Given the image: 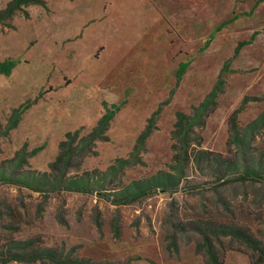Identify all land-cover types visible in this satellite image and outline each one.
Returning a JSON list of instances; mask_svg holds the SVG:
<instances>
[{
  "label": "rangeland",
  "instance_id": "rangeland-1",
  "mask_svg": "<svg viewBox=\"0 0 264 264\" xmlns=\"http://www.w3.org/2000/svg\"><path fill=\"white\" fill-rule=\"evenodd\" d=\"M10 1L0 0V10ZM43 1L0 20V62L18 63L9 76L0 75V127L14 110L38 99L0 139V264L23 250L15 243L26 241L98 264H207L206 255L196 252L201 236L176 231L181 223L191 229L187 222L196 219L242 227L264 247V185L219 182L239 157L254 167L264 163V130L253 141L250 133L243 136V146L232 136L227 146L229 118L245 97L260 101L239 115L242 127L264 112V0H105L103 15L82 25L70 22V8ZM229 60L226 90L206 120L201 147L193 143L222 156L189 165L176 186L170 168L176 114H190L206 98ZM180 62L194 63L186 89L198 82L194 99L201 101L183 109L193 99L187 91L174 99L180 83L147 141L143 164L112 170L129 158L147 120L170 96ZM121 103L108 140L76 158L69 172L70 181L88 184L89 192L33 190L38 174L50 172L67 133L88 135L105 107ZM237 149L245 155L236 157ZM160 183L168 189L152 188L150 196L130 204L116 199ZM173 232L178 254L167 251ZM215 249L224 264H260L241 241L222 238Z\"/></svg>",
  "mask_w": 264,
  "mask_h": 264
},
{
  "label": "trees",
  "instance_id": "trees-1",
  "mask_svg": "<svg viewBox=\"0 0 264 264\" xmlns=\"http://www.w3.org/2000/svg\"><path fill=\"white\" fill-rule=\"evenodd\" d=\"M43 0H11L7 6L0 10V20L5 21L11 19L18 11H21L24 6L31 4H44ZM228 23H224V27ZM219 28V30L221 29ZM210 41L207 42L208 47ZM243 43L235 50V56L239 54V51ZM201 49L200 51H204ZM17 61L7 60L0 62V75L9 76L17 66ZM190 63L180 62L176 73V85L175 88L170 92V96L159 107L151 114L147 120L145 129L139 135L137 142L134 146L128 159H119L117 161V168L113 167L112 170L128 168L143 164L142 154L146 151V145L152 134L158 129V121L161 113L165 106L169 105L173 96L176 93L184 75L187 72ZM230 60L227 61L218 77L216 84L213 89L209 92L206 98L197 106L193 107L190 114L184 112H177L176 122L174 129L171 133V139L173 141L172 151L173 156L170 163V168L174 171L178 177L176 186H179L184 178L185 172L189 165L202 164L203 161H209L218 157H221V153H215L209 150H197L193 147V143L201 147L203 137L202 132L206 125L207 118L217 109L219 105V97L224 94L226 90V77L229 73ZM35 99L33 102H28L20 108L14 110L11 117L9 118L6 126L0 127V139L4 136H8L10 132L18 127L22 120L23 114L31 108V106L37 102ZM252 101H260L257 97H245L241 102L240 106L231 114L229 118V139L227 146L230 149L232 145V136L236 140V143L243 146V136L250 133L251 141L256 140L259 136V132L264 130V112H262L255 120L251 121L246 127H242L239 122V115L246 109L247 104ZM107 105V103H105ZM124 103L120 105L112 104L110 108L105 107L106 112L100 119L97 126L86 136H81V131H75L74 133L69 132L66 134L65 139L60 143V154L56 160L50 164V172L44 174H38L39 180L35 179L37 187H32L37 192H42L44 189L49 192L60 190H68L75 192H89L88 184L80 182H71L69 179V172L76 166V158L82 154L94 152V147L98 140H108L106 132L110 126V122L115 117L116 113L120 111ZM199 132L200 135L197 139H193V135ZM45 148V145L33 149L30 155L34 156ZM245 155L244 151L237 149L235 154L236 157ZM19 161L25 162V156H17ZM16 158V159H17ZM231 161V160H228ZM259 167H254L248 162V158L244 157L236 161H231L228 165L226 173L222 172L219 177V182L222 181L223 185H234V184H246V183H258L264 185V163H259ZM2 179H6L3 177ZM8 179V178H7ZM12 180V179H11ZM89 180V179H87ZM97 183L101 186H105L103 179H97ZM172 185L174 183L172 182ZM169 185L160 183L159 186L146 185L143 186L136 192L123 193L117 197L119 204H130L138 201L144 197L150 196L152 188H163L168 189ZM187 225L191 229H185L183 223L177 225L176 231H194L201 236V242L196 248L197 253H204L207 257V264H224L223 259L218 255L215 249V242H220L222 238H230L231 240H238L246 244L250 249L255 252L257 261L260 264H264V247L256 240L246 229L234 226V225H218L214 226L211 223H205L200 219L194 221H188ZM170 243L167 246V251L175 250L179 253V247L177 244V235L173 232L170 235ZM17 247L20 246L23 250L20 252L8 253V259L3 261L4 264H8L11 261L26 263V264H98L92 263L85 259L74 257L71 254H65L60 250L54 248H35L33 247V241L17 242ZM19 245V246H18Z\"/></svg>",
  "mask_w": 264,
  "mask_h": 264
},
{
  "label": "crops",
  "instance_id": "crops-1",
  "mask_svg": "<svg viewBox=\"0 0 264 264\" xmlns=\"http://www.w3.org/2000/svg\"><path fill=\"white\" fill-rule=\"evenodd\" d=\"M46 1L49 2L50 4L55 3L58 6L70 8L71 12H70V15H68V19L71 20L70 22L73 24L75 23V24L82 25V24H85L88 19L100 18L104 13L103 10H101V9H104L103 3L106 2L107 0L106 1L99 0L98 3H96L95 0H46ZM78 6L80 8H78ZM193 65L194 63L190 62L187 72L181 81L179 91L177 92L174 98L176 99L181 91L188 92L190 100L192 99L193 100L190 102V104H188L185 108H183L185 110H187L188 107L191 106V104L199 103L201 101V99L200 101L199 100L197 101L194 99L197 96L198 92L200 91L198 82L197 83L195 82L191 87L186 89V86H187L186 81L188 80L189 76H191ZM197 77H201V76L198 75ZM211 88L212 86H210V88L206 90L205 92L207 93ZM218 111L209 118L208 124L211 122V119L214 117V115L215 116L217 115ZM243 264H248L247 260L243 261Z\"/></svg>",
  "mask_w": 264,
  "mask_h": 264
}]
</instances>
